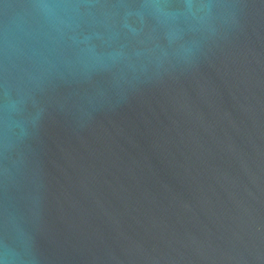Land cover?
<instances>
[{
	"label": "water",
	"instance_id": "95a60500",
	"mask_svg": "<svg viewBox=\"0 0 264 264\" xmlns=\"http://www.w3.org/2000/svg\"><path fill=\"white\" fill-rule=\"evenodd\" d=\"M0 264H264V0H0Z\"/></svg>",
	"mask_w": 264,
	"mask_h": 264
}]
</instances>
